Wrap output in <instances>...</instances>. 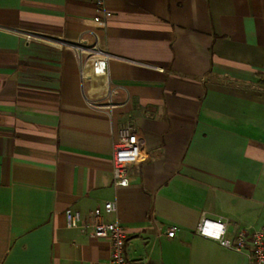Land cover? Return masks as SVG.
I'll list each match as a JSON object with an SVG mask.
<instances>
[{"label": "crops", "instance_id": "0c3cea01", "mask_svg": "<svg viewBox=\"0 0 264 264\" xmlns=\"http://www.w3.org/2000/svg\"><path fill=\"white\" fill-rule=\"evenodd\" d=\"M106 8L103 30L93 0H0V264H107L109 240L90 234L96 208L124 228L133 261L248 264L195 230L203 214L229 237L264 229V0ZM94 36L105 76L43 41ZM130 119L142 154L114 187ZM68 209L81 227H66Z\"/></svg>", "mask_w": 264, "mask_h": 264}, {"label": "built area", "instance_id": "2783aa9c", "mask_svg": "<svg viewBox=\"0 0 264 264\" xmlns=\"http://www.w3.org/2000/svg\"><path fill=\"white\" fill-rule=\"evenodd\" d=\"M96 17L94 22L103 30L106 29V22L111 13L106 8V0H93ZM28 40L34 38L28 35ZM45 42L54 44L64 49L73 50L77 55L85 58V64L96 74H106L108 54L100 43V39L94 36L90 42L85 37H80L75 41L57 40L55 38H43ZM82 77L86 75L82 72ZM113 102H108L107 108L113 107ZM142 139L136 129L134 120L118 126L117 138L112 154V184L117 187L128 180V167L139 162L142 154ZM116 210L115 203L106 202L103 211L112 213ZM102 209L96 208L90 213L93 220L91 225V235L96 238H106L110 242V257L107 264H146L133 261L126 256L125 250L128 237L124 228L118 221L112 223L103 222L101 219ZM66 227L75 229L82 226V217L79 212L68 209L65 211ZM196 234L201 237L212 239L230 251L245 253L248 264H264V229L254 230L244 228L237 231L233 236L227 235V225L222 218L216 220L208 219L202 215L200 222L196 226ZM167 238L175 237V230L166 231Z\"/></svg>", "mask_w": 264, "mask_h": 264}]
</instances>
